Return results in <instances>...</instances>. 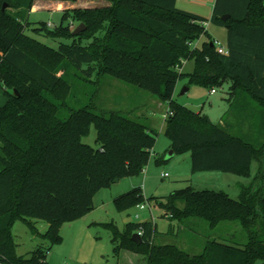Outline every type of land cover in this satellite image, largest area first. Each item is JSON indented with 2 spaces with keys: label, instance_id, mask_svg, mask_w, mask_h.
Wrapping results in <instances>:
<instances>
[{
  "label": "trees",
  "instance_id": "obj_1",
  "mask_svg": "<svg viewBox=\"0 0 264 264\" xmlns=\"http://www.w3.org/2000/svg\"><path fill=\"white\" fill-rule=\"evenodd\" d=\"M34 1L0 0V85L7 98L0 107V264H49L51 247L63 241L62 226L94 211L102 189L140 175L156 146L155 132L122 112L71 107L65 75L72 68L91 79L99 63L101 75L167 103L165 135L174 154H190L193 173L249 177L256 159L260 170L254 180L264 181V0H217L210 20L180 10V0H109L112 7L63 14L64 21L81 20L87 37L109 22L104 39L88 47L60 43L58 49L26 34ZM225 15L231 16L226 22ZM209 22L228 28V54L219 53L214 41L202 49L193 46L207 34L204 23ZM34 32L74 37L46 26ZM187 60L195 61V69L183 74L178 68ZM184 78L210 91L229 85V108L219 124L175 101ZM91 126L97 130V148L82 141ZM240 188L237 200L224 191L192 186L150 200L179 223L200 219L211 229L238 223L246 242L211 239L201 254L191 255L178 245L157 244L151 221L130 222L122 232L106 223L118 264L124 252L143 256L145 264L264 263V193L253 184ZM145 201L144 190L134 188L114 204L124 212ZM18 220L49 246L18 256L12 235ZM33 220L47 223L46 232ZM138 232L143 233L141 245L132 239Z\"/></svg>",
  "mask_w": 264,
  "mask_h": 264
},
{
  "label": "rangeland",
  "instance_id": "obj_2",
  "mask_svg": "<svg viewBox=\"0 0 264 264\" xmlns=\"http://www.w3.org/2000/svg\"><path fill=\"white\" fill-rule=\"evenodd\" d=\"M55 6L52 9L38 11L36 5L42 0H35L31 12L27 15V30L33 38L42 44L58 49L60 43H77L90 46L97 39H104L110 28L106 22L99 30L94 31L91 37L83 35V31L75 37L74 31L79 25H86L81 20L70 17L64 21L65 12L75 9L90 10L112 7L109 0H50ZM217 0H180L178 8L182 11L203 16L210 20ZM8 4H6V9ZM5 9V10H6ZM36 10V11H35ZM11 11H18L11 9ZM32 11H35L32 13ZM46 26L55 32H66L74 37L52 38L47 33L37 34L34 29ZM207 34L197 40L193 46L202 49L205 43L215 42L216 46H228V28L209 22L206 26ZM87 30V28H86ZM82 34V36H80ZM98 70L99 63H95ZM195 69V61L187 60L178 68L183 74L192 73ZM94 72L91 79H87L79 71L70 69L65 75V80L71 86L70 106H89L98 111L122 112L129 118L148 125L157 135L156 146L150 156L148 164L143 172L135 177H127L108 188L102 189L94 199L95 209L80 220L65 223L61 228L62 243L51 247L48 253L49 264H118L119 259L113 253L114 243L112 233L105 227L106 223L117 226L120 232L130 222L151 221L157 230V244H174L191 255L201 254L208 240L217 239L228 244L238 245L247 241V233L238 223H223L216 229H211L209 224L200 219H192L179 223L165 217L166 211L159 208L150 199L167 197L176 190H182L188 186L196 190L224 191L233 199H238L240 185H255L264 193V181L255 177L259 173V162L254 159L250 165V176L241 177L225 174L222 181H210L209 173H193L192 160L188 153L174 154L171 151V141L165 135V121L169 109L167 103L160 101L151 93L141 88L122 82L111 75H101ZM184 89H188L184 93ZM212 94L209 88L189 84L188 78L180 80L177 84L174 99L180 105L191 108L195 112L207 115L209 119L219 124L223 115L228 110L229 85L215 89ZM5 88L0 85V107L7 102ZM97 130L91 126L89 133L82 138L83 143L91 147H98L96 143ZM173 159L168 160V158ZM159 159L164 161L158 162ZM166 160V161H165ZM168 173V176L165 174ZM134 188L144 190L147 208L141 210L138 206L120 212L114 204V199ZM138 216V218H137ZM41 233H45L48 224L41 220H33ZM171 231L170 234L168 232ZM13 240L17 245L16 254L29 255L38 248L46 249L49 243L40 236L33 234L28 224L18 220L12 228ZM225 240V241H224ZM131 253V252H130ZM134 254V253H132ZM130 256H133V255ZM137 255V254H135ZM134 264H145L143 256L137 255ZM255 264H264L257 260Z\"/></svg>",
  "mask_w": 264,
  "mask_h": 264
},
{
  "label": "crops",
  "instance_id": "obj_3",
  "mask_svg": "<svg viewBox=\"0 0 264 264\" xmlns=\"http://www.w3.org/2000/svg\"><path fill=\"white\" fill-rule=\"evenodd\" d=\"M54 6H55L54 2H51L50 0H42V2L37 3V5L35 7L38 11H41V10L43 11L44 9H46V10L52 9ZM35 11H32V13ZM170 159H173V157L168 158V160H170ZM207 173H209V172H207ZM209 174H212V175H208L210 181H222L225 179V176H223V175L231 174V173L210 172ZM232 175H234V174H232ZM131 254L132 253H130V252L129 253L124 252L121 256L120 264H134L133 262L135 259H137V255L132 254L133 256H130Z\"/></svg>",
  "mask_w": 264,
  "mask_h": 264
},
{
  "label": "water",
  "instance_id": "obj_4",
  "mask_svg": "<svg viewBox=\"0 0 264 264\" xmlns=\"http://www.w3.org/2000/svg\"><path fill=\"white\" fill-rule=\"evenodd\" d=\"M5 9H6V5L4 6V10H5ZM230 18H231L230 15H225V16L222 17V21L226 22V21L229 20ZM85 30H86V27H85L84 25H79V26L75 29V31H74L73 33H74V35H79L80 33H82V32L85 31ZM186 91H188V89H184L183 92L186 93ZM15 93H16V95H18L17 91H15ZM132 236H133L132 239H133V241H134L136 244L141 245V244L143 243V238H142V236L139 235V233H134Z\"/></svg>",
  "mask_w": 264,
  "mask_h": 264
},
{
  "label": "built area",
  "instance_id": "obj_5",
  "mask_svg": "<svg viewBox=\"0 0 264 264\" xmlns=\"http://www.w3.org/2000/svg\"><path fill=\"white\" fill-rule=\"evenodd\" d=\"M207 25H208V24L204 23V26H207ZM217 51H218L219 53H221V54H228V49L225 48V47L222 46V45H218V46H217ZM210 92H211L212 94L217 93V91H215V90H211ZM165 176H168V173L165 174ZM138 208L141 209V210H144V209L147 208V205L144 204V205L139 206ZM137 218H138V216H137ZM138 233H139L140 236L143 235L142 232H138ZM142 237H143V236H142Z\"/></svg>",
  "mask_w": 264,
  "mask_h": 264
}]
</instances>
